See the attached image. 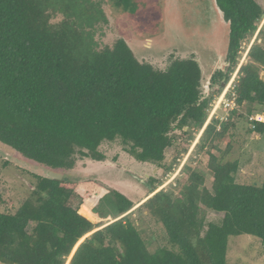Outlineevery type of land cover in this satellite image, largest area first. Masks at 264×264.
Here are the masks:
<instances>
[{
	"label": "trees",
	"instance_id": "obj_1",
	"mask_svg": "<svg viewBox=\"0 0 264 264\" xmlns=\"http://www.w3.org/2000/svg\"><path fill=\"white\" fill-rule=\"evenodd\" d=\"M101 1L0 0V143L68 170L79 157L103 161L101 146L119 141L136 161L163 171L144 182L148 196L188 153L195 139L191 124L202 133L174 179L144 202L96 180L34 175L31 195L13 210L0 209V262L67 264L90 233L70 264H230V236L264 242V178L261 184L238 182L239 159L225 160L230 131L241 116L246 120L243 113L205 123L214 97L238 67L242 44L256 32L233 87L248 113H264V0H215L226 47L225 65L210 73V86L218 85L210 95L194 56L157 68L139 60L122 38L95 48L87 26L104 15ZM176 129L186 141L169 162ZM248 130L263 134L264 122ZM200 154L207 156L210 187L207 172L190 164ZM83 209L98 221L83 216ZM146 215L167 238L154 251L140 233Z\"/></svg>",
	"mask_w": 264,
	"mask_h": 264
},
{
	"label": "rangeland",
	"instance_id": "obj_2",
	"mask_svg": "<svg viewBox=\"0 0 264 264\" xmlns=\"http://www.w3.org/2000/svg\"><path fill=\"white\" fill-rule=\"evenodd\" d=\"M213 4L208 0H123L116 4L112 0H104L100 2L104 15L100 20L92 21L87 29L95 48L112 46L117 39L122 38L134 48L139 60H146L157 68H165L171 58L194 56L202 69L206 93L210 95L218 88V85L210 86V73L225 65L222 51L226 47V43L222 41L225 27L220 17L211 9ZM58 18L60 17L57 16L55 20ZM263 25L264 16L259 29ZM256 35L257 32L250 43L242 44L239 63L246 62L247 57L243 60V56ZM261 75L264 76V71ZM226 87L227 85L223 89ZM242 111L243 115L248 113L249 106L245 104ZM191 129L195 139L188 153L180 155V164L166 176L165 183L159 189L174 179L198 141L201 130L198 131L194 124H191ZM248 129L247 121L241 116L236 128L230 131L233 137L225 160L239 159L236 173L238 182L261 184L264 178V133L256 134ZM172 136L175 138L173 146L166 152L169 162L173 160L176 151H182L186 141V136L177 129L172 132ZM225 146L226 141L220 144L222 150ZM101 151L105 154L103 161L79 157L75 167L67 170L51 168L26 158L0 143V201H4L0 202V209L7 207L13 210L22 199L30 196L36 183L34 175L76 181L96 180L103 188L117 189L132 201L141 202L148 194L144 182L150 177H160L163 174L162 170L152 164L136 161L123 150L119 141L104 143ZM206 163L207 156L200 154L194 156L190 164L195 169L202 168L207 172ZM206 185H211V175L208 172ZM80 213L93 222L98 221L88 209H83ZM144 219L140 233L148 248L154 251L158 243L165 244L167 238L162 227L151 217L146 215ZM208 219L213 220L215 216L209 214ZM227 261L230 264H264V242L247 234L230 236Z\"/></svg>",
	"mask_w": 264,
	"mask_h": 264
},
{
	"label": "built area",
	"instance_id": "obj_3",
	"mask_svg": "<svg viewBox=\"0 0 264 264\" xmlns=\"http://www.w3.org/2000/svg\"><path fill=\"white\" fill-rule=\"evenodd\" d=\"M251 46V44H250ZM248 47L247 51L245 52V55L243 56V60L247 57L249 48ZM242 64L239 63L237 69L235 72L232 74V77L230 78L229 82L227 83V87L224 88L220 94L214 97L212 103H211V108L209 110V115L207 117L206 123H209L212 118H217L220 121L227 120L228 116H230L232 111H237V113H243L241 105L238 104L237 102V95L233 87V83L236 77V73ZM221 111V114L219 113ZM246 117V121L248 124V127L250 129H255L256 127V122H264V113H244Z\"/></svg>",
	"mask_w": 264,
	"mask_h": 264
},
{
	"label": "water",
	"instance_id": "obj_4",
	"mask_svg": "<svg viewBox=\"0 0 264 264\" xmlns=\"http://www.w3.org/2000/svg\"><path fill=\"white\" fill-rule=\"evenodd\" d=\"M261 79L264 81V76H262L261 75ZM223 86H224V84H223ZM206 126V125H205ZM204 126V127H205ZM202 132V131H201ZM158 190H160V189H158ZM157 190V191H158ZM157 191H155V192H157ZM154 192V193H155ZM154 193H152V195L154 194ZM152 195H150L149 197H151ZM149 197H147L144 201H146ZM143 200H142V202H144ZM141 204V203H140ZM138 206V205H137ZM90 234V233H89ZM89 234H87L84 238H82L79 242H78V244L76 245V247L74 248V250H73V252L71 253V255H70V257H69V259H68V262H67V264H70L69 263V261H70V259H71V257H72V255H73V253H74V251L76 250V248H77V246L89 235Z\"/></svg>",
	"mask_w": 264,
	"mask_h": 264
},
{
	"label": "flooded vegetation",
	"instance_id": "obj_5",
	"mask_svg": "<svg viewBox=\"0 0 264 264\" xmlns=\"http://www.w3.org/2000/svg\"><path fill=\"white\" fill-rule=\"evenodd\" d=\"M208 2L210 3V4H212V2H214V4L213 5H211L210 7H211V9L212 10H214L215 12H217V8H216V4H215V0H208ZM210 13V12H209ZM216 14H218V13H216Z\"/></svg>",
	"mask_w": 264,
	"mask_h": 264
},
{
	"label": "crops",
	"instance_id": "obj_6",
	"mask_svg": "<svg viewBox=\"0 0 264 264\" xmlns=\"http://www.w3.org/2000/svg\"><path fill=\"white\" fill-rule=\"evenodd\" d=\"M254 110H255V108H254ZM257 111H253L252 113H256Z\"/></svg>",
	"mask_w": 264,
	"mask_h": 264
},
{
	"label": "bare ground",
	"instance_id": "obj_7",
	"mask_svg": "<svg viewBox=\"0 0 264 264\" xmlns=\"http://www.w3.org/2000/svg\"><path fill=\"white\" fill-rule=\"evenodd\" d=\"M151 195H152V194H151ZM149 196H150V195H149ZM149 196H147V197H149ZM147 197H146V198H147ZM146 198H145V199H146Z\"/></svg>",
	"mask_w": 264,
	"mask_h": 264
}]
</instances>
